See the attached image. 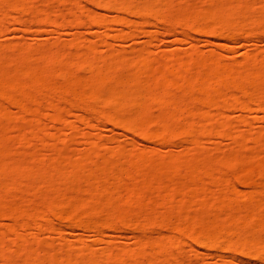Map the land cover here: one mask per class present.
Wrapping results in <instances>:
<instances>
[{
  "label": "bare ground",
  "instance_id": "6f19581e",
  "mask_svg": "<svg viewBox=\"0 0 264 264\" xmlns=\"http://www.w3.org/2000/svg\"><path fill=\"white\" fill-rule=\"evenodd\" d=\"M51 1L46 0L44 3H42V5L39 6L35 3V0H0L1 11L6 10L5 13L0 12V15H1L0 16V32L3 31L5 28H7L5 27L6 20L8 18L12 20V17H10L11 10L9 9L15 10V11L12 10L13 11L12 14L16 12L15 16L12 15L14 17L17 16V12H19L18 16L19 15L22 16L20 12L23 13V19L21 20L22 17L19 18L17 16L19 18L17 21L20 24V26L22 25L25 28L27 27V25H29L28 22L30 21L28 19L30 18L31 21L33 20V17H31L33 14H30L31 13L30 11L33 12V10L37 11L38 15L40 12H43L42 13L43 15H40L42 17L40 18L39 16V20L38 19L35 20L37 16L33 15V16H36L34 18L35 20L34 24L36 25L38 24V27H40V25H42L44 21L45 22L47 21V23L48 22L51 23L53 21L55 22V20L52 19L53 17L54 19H56L55 12H54L55 15L53 16L52 14L53 17L50 18L51 16L50 8L51 7L49 5ZM61 1L62 0H60V2ZM88 1L90 4L92 3L99 8L113 9L119 13L132 14L135 17L137 16L139 19L141 18L147 19L150 16L154 17V19L156 20V23L159 25L161 24L164 25V23H166V18L160 15L161 13L160 11H163V9L164 10L167 9V11L174 10L173 6L171 5L172 1L174 2V0H166V1L164 0L165 2L164 1L161 2V0H145L141 4L139 3L134 4L133 3L134 0H86V2ZM205 2L207 4H205ZM203 3L205 4L204 6H203ZM256 5L258 6L257 9H255ZM3 8L4 10H2ZM27 8L28 10H26ZM7 10H9L10 12H7ZM27 11L30 12L29 13L30 17L28 18L26 17L27 20H24V17H25L24 15L29 16L26 14L28 13ZM68 13H69L68 15L72 16L75 19L74 23L76 25H79L81 23L80 19H81L82 11L81 9H79L78 0L70 1V7L68 10ZM87 13H89L87 15L88 20L92 24L103 26V27L106 25V21L102 16L96 17L95 15H92L91 11ZM173 13L175 15L173 14L174 18H172L173 23L170 24L172 25L171 27H174V28L176 27V29L180 30L181 33L184 34V36L189 39H191L193 35L197 33L203 34L207 37L224 36L227 39H236L237 37L244 36V35L248 37V35H255L256 33L264 34V0H197V5H193L189 8L182 7V9L179 8L178 11L174 10ZM115 20L120 22L122 25H125L126 28L133 27L132 25L138 26L146 22L145 20H143L141 23L138 24V23H132L130 21L128 22L123 18H118ZM54 22L53 24L56 23ZM2 28L3 30H1ZM136 29H138V27H136ZM187 31H191L192 35H188ZM255 31H259V32L255 33ZM77 38H79L78 40L76 39L77 42L75 39H73L71 42L75 41L74 44H78L79 41L83 42V40H85L80 36H78ZM114 39L122 40L123 36L117 35L114 37ZM74 44L69 43L70 45L69 48L74 47ZM53 45H55V47L57 48L56 49L57 51H54L55 47L53 49L49 48L48 46L46 48L45 47L40 48L44 46V45H40L39 47L40 49H38L37 47L36 49L37 51H35V48L34 49L32 48L34 52H32V50L30 49L32 53L30 52V50H28L29 49L28 47L27 49L25 48L26 46H24L26 50L24 48H21L23 46H19L20 48L17 46L15 47L13 46L12 49L14 48L17 49V52L15 53H18V55L15 54L17 58H15L14 57L15 55H14L12 56V59L7 58L9 57L8 55L6 56V54L8 53L7 51H6L7 53L5 51L3 52V54L1 53L3 48L6 47L7 49H10L11 46L7 45L8 47L10 46V48H8L7 46L3 48L0 47V51H1L0 54L4 56V58L10 61H14V62L18 60V62H16L18 63L17 67L21 63L23 65L21 66V70L19 69L20 67H18L19 71L18 69L16 70L17 67L15 66L14 67L15 72L14 70L10 71V75H8V71H9L8 70L7 75H6L5 69L7 68V65L4 64V67L5 66L6 67L4 69H1L3 68L2 67L3 63H1L2 66H0V70L1 72L2 70L3 71L5 70V71L3 74L0 73L2 75L0 76V96H1L0 99H2L3 96H6L7 103L10 100L9 102H11V104L10 103L9 104L11 106H16L18 108L17 109L15 107L16 110L20 111L19 118L21 117L23 118V116H25L28 113L30 114L32 113L31 115L35 114V119H37V121L35 122L34 121L35 119L32 116L33 121L35 122L34 123L35 125L32 126L33 123H29L31 124V127H30V125H28L27 123L26 126L28 130L26 129V127H25V130H27L28 133L25 135H27V137H28V134L31 137L34 136L35 139L39 138L38 137L39 135L40 136L43 135L42 137H40L41 139H38L39 141L42 140V142L40 141L41 143H45L42 146L51 145V149L55 148L54 151L56 150L60 151V152L56 151L55 154L53 152V155L55 158L52 155L54 159L51 160L52 158H50L51 162L49 161V163L47 162V160L44 161L47 163H44L43 160L39 158L38 155H37L38 159L36 158L37 160L34 162L35 158L31 157L33 152H30L31 156H30V153L27 155L23 154V159H22V154H21L20 155L21 157L17 158L18 160H16L15 158L13 159V162H12V160L8 159L9 158L8 155H11V153L13 154L14 151H16V149L14 150L12 149L13 147H10L13 150V151L12 150L10 151V148H9L10 143H8L7 141L8 139L9 140L11 139L10 141H12V138H10L8 134L7 135L5 134L8 133L9 130L17 128L18 126L16 122H19V121H16V120H20V119L17 117L18 119L15 118V120L13 121V116L11 115L12 113H10V111L8 110H6V112L0 111L1 112L0 125L2 129L4 130L7 127L11 128L9 130L8 129L5 130L6 131L5 133L1 132L0 134V176H1L0 184L2 185V186L0 185L1 187L0 188V200H2L0 201V207H2L1 204L3 205L5 202H6L5 205H7L6 198L8 199L10 196H13V190H16L17 188L20 189L19 187H21V184L20 186L18 184L19 182L20 183L23 182V180L20 181V179L22 177L24 179V176H26L25 178L27 177L29 178L35 177L34 179L37 178L36 179L37 181L35 180V182H38L37 184L40 183L39 185H41L42 187L43 186H53V185L62 186L63 188H65L64 189L65 192L66 190L67 192L68 191L70 192L69 190L70 186L72 187L70 188L71 190L72 189L74 191L75 189L78 190L79 189L78 186L81 183H83L80 185V189H81V186L84 185V187L82 186L83 189L81 190L82 191L84 190L83 192L84 193L86 192V194L91 197V198L89 197V199L87 200H89L90 204L96 203L97 205H94V208H93V206L90 205L89 202L88 203L86 202L87 201L86 199L82 197L79 198L78 196L77 198L75 197L71 201L68 200L65 204L59 203L58 201H56V199L54 200L52 198L50 199V197L49 198L46 197L48 198V200L42 201L43 199H45V198H42L41 200L42 202H40L42 204L40 206L35 207L34 206L35 204L33 205L32 203H31L32 207L27 206L28 204H30V200H28L29 202L27 201L28 202L27 203L25 202V199H27L26 198L27 196H30V195L32 196L34 194L33 191H35L36 195L42 193L41 196H43L44 193L42 192L41 186L39 187V185H32L34 183L33 178L30 184L28 183L30 186H28L29 188H27V190L29 189V191L31 189L32 190L31 192L33 194L31 193L27 194L26 192L27 190L26 191L24 190L26 188L25 187L26 185L25 183H23L25 186L24 185L22 186L23 188L24 187L25 188L24 189L22 188L23 190L22 189L21 190L22 192L25 191L27 196L25 193L21 194V196L23 195L22 197L18 195V198H20L19 204H18V201H17V204L15 201H12V202L8 201L10 205L8 203L7 206L4 207L3 205V208H0V216H2L0 218L5 217L3 216L5 213L7 214V216L8 215L10 216V217L8 216L9 219L12 218L10 220L11 222H13L12 223L13 225L9 228L10 230L9 232L12 234L14 233V236H16L15 239H17L16 241L19 242L18 246L21 248L23 247L24 252L22 251V249L19 250V252L22 251L23 253V257L21 258L22 260L19 263L21 264H74L77 261L76 260L77 255L73 256L74 254H71L72 253V251L70 250L72 248L71 245L65 246L67 251L65 249L66 251L65 257L62 256L63 257L62 260L61 258L59 260V258H56V256L55 255L53 256V254L51 253L48 254V251L44 250V248H48V246H51L50 244L48 246L47 244L46 246L45 244H43L42 246L36 245L34 247L27 246V248L29 249L28 250L25 247L27 245L26 244L27 241H25V237H23V235H19L15 229L20 227V229L22 228L24 230L25 228H27L29 230L32 229L35 232H41L45 229H51V226H50L51 221L47 220L49 219V217L55 218V219L57 217L59 220H66V222H70L71 224H74V225L80 224L81 226L82 222L78 220L77 218V213H79V211L80 213L81 212L88 213L90 210H92V208L93 210L90 212L98 211L100 209H106L105 207H107L108 209L107 210L108 219L105 222L99 225L98 223L96 224L94 223L95 224L94 225L93 222L91 224L87 222V224L82 223V225L85 228L90 227L98 232L103 227L110 228V230L113 227L112 229H114V226L116 228V225H119V227L127 228L129 223L127 221L124 222L125 220H127V216L125 218V215H127L128 214L127 212L133 209L132 208V205L134 206L133 202H135V204L142 203L141 199L143 198L142 197L143 192H144L143 189H145L146 187H147L146 188L147 190L148 189L152 190L153 188H155V190L156 188L158 189V192L156 190V193L158 194L154 193V196L156 195V197L152 196L154 197V199L157 198V200L156 199L154 200L152 198L154 201H156L157 206L158 204H160L159 206H161L162 208L166 206L165 208H168L170 210V212H167L168 209H166L167 210L166 212L176 215L175 217L176 220L179 218L177 214L178 215L181 214V216H183L182 218L180 217L181 219L179 218V220H177V221H180V220H183V221L179 223L178 222L175 223L176 221L175 220L174 224H172L173 221L167 222L168 219H166L167 217L164 214L162 215L163 217L162 216L159 217L157 215L155 216L156 213L153 214L154 212L153 213L151 212L152 216L154 215L153 216L154 219L153 220L152 218L148 219L149 217H152L149 215L151 213H148L145 211L146 214L148 213V216L147 215L145 216L147 225L150 226V224H153L151 226H154L156 225V223H161V224L164 223L167 226L169 223L171 226H173V227L170 226L171 228L169 229L170 230L173 229L174 235H171V237L169 235H168L169 237L165 235L160 236L159 238L154 239V241L153 239H150L151 240L150 241L146 237H142V238H139L138 241H136L137 243L135 244V249L127 250L124 247H122L118 249L119 250V252L117 251L118 253L107 251L108 253L105 254L106 253L105 252L104 253L105 255L101 257L100 255L102 254H100L99 256L97 254H94V255L89 254L87 258L81 264H192L191 261L179 260L177 259V257H175V255H173L174 253L173 254L170 253L171 251L177 250L179 248L178 242L181 238L188 240L189 242L188 247L191 252H197L196 250L197 246H200L202 249L214 247V248H218L221 250H228L234 254H238V255L240 254L241 256L249 257L250 259H255V260H258L264 263V202H263L264 201V166L263 164L259 165L260 161L262 163L264 162L262 161L264 159L262 160L258 159L257 160L258 162L256 161L258 163L257 165L258 167H256L257 169H255L254 167L257 163L256 164L254 163V167H253L251 163H253L254 161L250 159L252 161L251 162L249 158L243 157L242 154L239 153L238 149L241 148L240 146L242 145L243 148L245 147V145L243 144L244 138L241 134L240 135L242 136V138L241 136L239 137V135L237 134L239 132L235 133L234 126H236L235 124L238 122L240 126L246 129L249 127V123L247 122L246 117L243 115L236 117V122H235L234 121L235 119H230L225 114L227 110H231V109L237 110L245 114H249L257 110L263 111L264 113V96H263L264 95V59L257 61L258 58L253 56V57L247 58L246 62L242 64H239L237 66H228V65L221 64L217 55L209 54L204 57L198 56L197 51L194 49L184 55H180L179 53L176 54V52L172 50V52L174 53H170L171 52L170 51L168 55L166 54L165 56L162 57L163 58L161 59L162 61L161 60L158 61V59L155 60L156 58L154 57L155 58L154 59L152 54L149 53L148 51L138 49L135 51V55H133V58H134L133 63L130 64L129 62L121 59L119 55H117L114 51H109L107 52L108 54L106 55L103 54V56L98 55L95 52L96 44L90 41H87V40L84 41V44L82 43L81 45L82 47L81 46L74 47L73 51L68 52V54H66V56L68 55L67 58H65L64 56L65 54L64 55L62 54L63 51L58 49V47H61L59 44L56 43V44H52V46ZM18 49L19 50L22 49V51H20L22 53L18 52L19 51ZM29 52L32 55L35 54L33 56H37V54L39 55V57L41 56L40 58H42L44 62L43 63L41 62L42 64L40 67L45 66V68L44 67H42L43 69L39 68L38 70L40 71L38 72L36 70H35L36 72L32 71L31 69L29 70V66L27 67V65H25L26 60H28L31 56ZM19 53L23 56H21ZM1 55H0V59H2ZM18 57L22 60L21 63H19L20 59ZM173 57L177 58L178 60L177 63L169 62V60L172 59ZM62 58H64V61L62 60ZM98 61H101L102 64L98 65ZM63 62H65L64 69H62ZM24 65L28 69L23 68L25 67ZM55 66H61L60 69L63 70V71L61 70V72H63V75L66 76V79L67 77L73 78V76L75 75L74 74L75 71L77 74V72L79 71V70L77 71V69L79 68L80 70H82L83 68L84 70L86 69L85 72H87L88 70L89 72L87 74L88 76L91 75L92 78L89 77L90 78L89 79L87 77L86 79L83 78V80L80 81L81 78H76V76H74V78L77 79L76 80L77 84H75V86L77 85L79 89L76 91L75 90L76 88H75L74 89L75 91L72 92L73 87L75 86H72L71 84L72 83L74 84V82L69 81L70 83L68 84L71 86L69 87L67 85L69 89L71 88L69 92L67 90L68 88L62 89L61 87H59L58 84H57L58 87L56 83L54 84V82L56 81L58 83V80L55 79V77L54 79L56 81L55 80L52 81L53 76L51 77L52 79H49L51 82L46 79L47 77H49L47 75L50 73V70L53 69L56 72ZM131 66L133 67V70ZM151 66L153 67L156 66V68L154 67L155 68L154 69L152 67L153 70H149V69H152ZM14 68H11V69H14ZM7 69H10V68H7ZM43 70L44 72L42 73L46 74V76L42 77V76L35 75V73L38 74L39 72ZM11 72L14 73V75ZM146 72L147 73L149 72V73L147 74ZM187 72H193V73L190 76H187ZM51 73H53V71H51ZM56 73L55 74L53 73V74L56 75ZM67 82L68 81H66V84ZM67 86L63 85V87H67ZM175 89H178V91L181 93L179 94L178 91ZM233 91H236L235 93L238 92V94H241V96L243 97L248 96L251 101L249 100V102L248 101L246 102L244 99L241 100L240 98L233 95L235 94V93H232ZM176 92L178 95L175 94ZM229 92H230V95H229ZM61 100H63L66 104L69 103L67 107L65 103L61 102ZM61 103H63L62 105H65L66 110L69 107L71 108L80 107L85 113V115L87 114L91 115L93 119L95 118L94 120H96L97 118L96 121L99 120L98 118H101L104 121L108 122L109 124L121 128L127 133L129 132L132 134L133 133L137 134L140 136V138L144 139L145 141H150L155 144L169 143V142H172L176 138L178 139L180 138L181 140V138L183 137L182 139H187V140L186 141L182 140L183 141L182 143L188 144L193 153L197 152L198 148H200L201 142L205 140L206 138H208L211 132L215 131L218 134H220L221 137H227V138L229 137V139L232 141V144L234 143L233 145L235 146V148L237 146V148L234 149V152L237 155L239 153L238 155L239 157L235 155V153L232 154L233 152L232 150L230 154L223 156L220 159L218 158L220 163L217 162V158H216V161L211 159L212 162H209L211 160H209L210 158L207 155L205 156H207L208 159L205 156H203L201 158L200 157L198 158L195 157V159L191 158V161L182 157L183 155H179V156H176V158H180V159L177 160L176 158L174 159L173 157L174 161L173 160L169 161L168 159H172L171 156L170 158L167 157V160H166V157H164L165 159L162 157L164 159L163 160L160 157L161 155L157 154V150L155 149H151V151L149 150L147 152H141L138 150H130L128 152L132 154L131 155L132 158L129 159L130 160L128 161L129 164L127 163L128 167L126 165L122 167V170L120 168L118 170V168H116L115 165L113 164V166L117 169V171L116 169H114L115 173L114 175H112L113 178H111V173H107V171L110 170V168H113V166L111 167V163L113 162L109 161L111 162L109 163L107 160H105L104 154L102 155V160L100 161V162H103L101 164L100 162H95V165H94V162L90 160L91 156L93 157L94 155L95 156L101 155L100 151L98 152V147L96 143H92L91 148L89 147L88 149L89 151L88 152L86 151L87 153H85L84 151L83 153H79L80 156L79 154H77L79 158L77 159L72 158L73 159L72 160L71 157H68L69 159L67 158L66 160V158L64 157L67 156L68 154L66 155L65 151H61L60 149L58 150L56 149L57 147L53 146V143L58 140V135L60 136V134L62 133L60 132V130L62 129L59 128L60 133L58 132L59 133L58 135H57L58 129H54V131L56 130L55 131L56 134L51 133L52 134L51 136H49L50 134L48 135L49 136L48 138L52 137L50 139H52L53 142H50L47 139V136H45V134H41V128H42L41 126H43L44 123L40 124L38 120L42 118L43 116H45L46 113H44L43 111H47V108H49L48 110H50L51 108V110L54 111V113H52L51 115L52 116L51 118H53V121L55 120V122L56 121L60 123L62 122V124L64 122L66 126H64V124L63 125L61 124V125L66 127L70 131V134L73 136L74 126L68 121L66 117L65 118L67 120L64 118V115L65 116H68V115H66L67 111L65 110L64 106L63 107L61 106ZM44 108H46V110ZM4 111H5V108H4ZM154 111H156L157 113L156 112L154 113ZM41 112H43L44 114H42ZM6 113L7 114L10 113V114L7 115ZM40 113L42 114V115H39L40 117L36 116V114H40ZM4 114L6 116H4ZM17 114L16 116H19ZM67 114H70V112H68ZM13 123H15L16 125L13 126ZM20 128L22 129V127ZM39 128L40 130H38ZM18 129L17 131H19ZM25 130L23 128V130H21L22 133H20L19 131L18 132L19 134L17 136H19L20 134H23V131L25 132ZM3 134L5 136H8L9 138L5 139ZM53 134L55 136H53ZM25 135H21V138L19 137L16 138L17 136L14 137L13 138L14 141L16 139H19L20 141L19 142L18 140H16L14 143L16 144L22 143V141H24L22 139L27 138ZM31 137H28V138H31ZM54 139L55 140L57 139V140L55 141ZM263 139H264L263 132H258L253 137V141L256 140L257 142L260 143V144L258 143L259 146L262 144L264 145ZM47 141H48V144H47ZM14 143L11 142V144L13 145ZM55 145L57 146V142L55 143ZM184 146H187V145H184ZM187 147H183L184 150L185 148L187 149ZM14 148H15V145H14ZM123 149L119 150L118 148L116 153L121 154L122 151L125 152V149L124 150ZM237 150H238V153H237ZM9 151H10V154H8ZM108 152L109 154H114V156L117 155L114 151L112 152V150L111 151L109 150ZM6 153L8 155H6ZM256 153L258 152L254 151L253 154L256 156L253 159H257L258 156ZM124 154H127V151ZM147 154L148 156L151 154L158 155L159 158L156 156L157 158H154V161H153L151 158L146 156ZM25 155L26 156L29 155L31 159L34 158L32 164L31 162L28 161L27 157L26 158L24 157ZM34 155L35 154H33V156ZM122 155L123 154H121L120 156ZM6 156L8 157L7 159H6ZM37 156L35 155V157ZM224 157H227V158H224ZM240 157L242 158V160L244 158L245 161L248 159V161L250 162L249 163L250 167H247L248 161H246L247 164H243L245 163L244 160L243 161L241 160V162H238V160L240 161ZM24 158H25V161H24ZM182 158L184 159V162ZM193 159L194 161H192ZM6 160L9 161L8 163H12V164L15 163L16 161L18 162L16 163V165L11 164L10 166V164L8 165ZM176 160L177 161L181 160V161H179L180 163L178 162L176 165V162H177ZM90 161L92 164L90 163ZM185 161L187 162V165ZM235 162L238 164L242 163V165L240 164L241 166L245 165L243 167L244 170L249 168L247 169L248 171L242 170V172L243 171L245 172V173L243 172L245 175L247 173L249 176V174L254 172V170L258 172L257 176L260 179L258 180V178L256 177V181H257L256 184L251 183V181L253 180L251 177L254 176V174H252V176H249V177L245 176L244 174H243L244 175L243 177L238 175L237 178L240 177L242 179L245 177L246 179L247 177L248 178L247 180L243 179L242 181L241 179H239L240 181L238 180V183H240L241 185V183L243 182L242 186L250 187L251 189L254 188V192L258 188L259 191L255 193H259L260 195H262L263 197L262 202L261 201L256 202V199L251 198V199H248L247 201L246 200L242 201L243 203H241V201L237 199V197L234 196L238 194V190L236 187L237 185V178H236L237 175L236 174L239 172L238 171L239 169H237L238 167H235V166H238ZM87 163H90L91 166H89L90 164L87 165ZM97 163L98 165H96ZM181 163H185L186 166H183ZM214 163L215 164L217 163L218 165H215ZM226 163H228V165H231V164L234 165L235 163L236 165H234V167L231 165V169H228L227 168L228 166ZM178 164L182 165L184 168H187V174H185L186 171L184 170L185 171L184 174L179 175L178 170L181 168V166ZM223 164H225L226 166L224 167ZM240 165H239V168L241 167ZM9 166L13 168L10 170H14V171L17 170V174H15L16 177L15 175L11 177V180H12L10 181L11 184L8 182L9 178L7 176L9 171H6V170H9ZM14 166L16 167V169H14L15 168ZM92 166L95 167L94 169H96V171L91 168ZM171 166L176 171L172 169ZM84 167L87 169L90 168L91 171L90 169L89 171L93 173L98 171V175L95 176L97 173L93 175V173L91 174L87 172L85 169H83ZM175 167H177V169ZM223 167L227 169L225 170ZM233 168L237 170L235 171ZM83 170H85L86 172ZM227 170H229L230 172L233 170L231 173L233 177L232 176L231 177L236 178L235 183H233L234 181L230 180L232 178L230 177V172L228 173L229 175L227 174L226 172ZM110 171H112V169ZM160 171H161V174H163L164 176V177L159 176L161 179L158 177V175H160ZM256 172H254L255 175H256ZM177 173L179 176L177 175ZM3 175L4 177H2ZM109 175L111 178L109 182L111 183L109 184L107 182L108 185L107 183L105 184L106 189L110 187L111 184H113V186L111 185L112 189H109V188L107 189V193L109 194L108 198H110V193L111 194L113 193V191L112 192H109V191L113 190L114 183L116 184V181H118L120 177L121 179H122V176L123 178L126 177L127 179H129L128 177H130L131 178L130 180L135 181L133 182V184L135 185L132 184V186H134L133 188L128 186L130 189L128 188L125 189L126 187H124L126 191L128 190V194L127 192H125L123 188L119 186L122 191L124 190L125 193L123 192V195L125 194V197L128 199L124 197L122 204L120 205L117 204L119 206V207L117 206L118 209L117 207H115L116 206L115 204L113 205V207L109 206V204L111 203L110 201L111 198L109 200H106L108 199L106 197L104 198V195H106V193L104 192L102 193L101 192L102 189L100 190V188H98L105 180L106 181L109 180L108 179ZM185 176L187 178V181L190 179L188 183L193 181V184L190 183L189 185L188 183L186 184L183 183V179L186 182ZM203 176L205 180L210 179L211 182H209L210 180L205 181L204 179L203 181L205 182H203L202 181ZM226 176L230 177V179ZM79 177L80 179H82L81 183L79 182L80 179L78 181ZM155 177H158V178L155 179ZM180 177L183 179H181ZM6 178H8V180H5ZM12 178H16V179H12ZM235 178L233 180H235ZM112 179H114L115 181L114 183L113 181H111ZM195 180H196V183H195ZM70 181L73 183H71ZM74 181H76V183L79 182L80 184L78 183L79 185L76 184L75 186ZM83 181L85 182V184ZM68 182L71 184H69ZM252 182H254V180ZM209 184L211 185V187L213 185V187L216 188L217 193L215 194L217 196H213L211 194L215 192L216 190L215 188H211ZM10 185L12 186V189L15 187V189L10 190L12 191V194L9 191V188L11 189ZM72 185H74L75 188ZM193 185L194 186L196 185V186L194 187ZM117 187H116V190L114 188V191L116 193L117 191H119ZM211 189H214V191L213 190L211 191ZM79 190H78V193L81 192V190L80 191ZM7 191L9 192L10 195L7 194ZM19 192L22 193L21 191ZM168 193L170 194V196H173L174 199H176L175 197L177 196L178 200L173 199L172 201L171 200L168 201L169 200V199L167 200V198H169ZM171 193H173V195ZM6 194L8 195L7 197H5ZM3 195L5 199H1L3 198L2 197ZM179 195H181L180 198L182 197V199H179L178 197ZM97 196L100 197V199L103 196L102 197L103 199L100 200ZM23 197L25 198L22 199ZM213 198L216 199V201L218 200V202L213 200V202H215L217 205L215 203L213 205V202H212ZM90 200L91 201L94 200V201L91 202ZM95 200H97L98 203L95 202ZM252 200H254V202ZM22 201L26 203V206H25V203H24V207L20 204V203H23ZM106 201H110L108 202L109 203L108 205L103 204V202H106ZM175 201L177 202L181 201V202L177 203ZM169 202L172 204L176 203L178 206L176 204H175L176 206L175 205L174 206L176 207V209H179L180 211L177 212V210L172 209L173 205L170 204ZM246 202L248 203L245 204ZM40 203H37V204H40ZM219 203H220V206H219ZM153 204H155V202H153ZM161 204H163V206ZM166 204L169 206H167ZM192 204L193 205L196 204L198 207H196L195 209L194 206L196 205L193 206ZM95 206H96V209L97 207L99 209L95 210ZM189 206L190 207L193 206L194 209L191 208V210L193 209L194 211L199 209L198 211H196L197 214H194L196 212L192 213V211L189 210L190 209ZM26 207H29V208L31 207V208L30 210L29 208L27 210L25 209ZM210 207L212 208V211H211L213 212L212 214L215 213L214 214L215 216L210 214V210H211ZM216 207L217 209L218 208L220 209L218 210L219 213L213 211V209ZM136 209L138 210H135V209L134 210L135 212L137 211L136 212L137 215L135 214L137 218L138 216L141 217L142 215L145 214L144 211H143L144 214H142L143 212H142L141 207L137 208L136 206ZM182 209L183 211H181ZM221 209L223 210L222 214H220ZM173 210L177 212V214L174 213ZM224 210L226 211L225 213H224ZM47 211L49 212V214L53 215V217H51L50 215L49 217H47L48 215L45 216ZM189 211L191 212L192 216L189 215ZM132 212L134 211L132 210ZM227 212L229 215L227 214ZM185 213H188L187 214L188 217ZM218 214L224 217L228 215L227 217L228 221L226 222L224 219H223L224 221L222 219L219 220V218H217V216L219 217ZM159 218L160 219L163 218L164 222L162 220H160L161 222H159V220H157ZM165 220H166V223H165ZM196 225H199L197 228V231H195ZM248 225H249V228H248ZM192 227L194 228V230ZM1 231H3V229L1 230L0 228V234L2 237V234L4 231L2 233ZM261 233L263 234V236L261 235ZM1 237H0L1 239L0 246H2L3 244L2 242L3 237L2 238ZM0 248L2 249V247ZM24 248L26 249V251H29V252L25 253ZM51 249L49 248V250ZM141 251H143V253H140ZM40 252L44 253L46 256L45 255L41 256ZM4 253L5 252H2L0 254V258L3 257L5 260L3 261L4 264H18L17 259H13L10 256L9 258H7L8 255L6 256V253L5 254ZM23 258L25 260H23ZM18 259L20 260V258ZM225 264H232V262L229 261L228 263L226 262Z\"/></svg>",
  "mask_w": 264,
  "mask_h": 264
},
{
  "label": "rangeland",
  "instance_id": "374dc122",
  "mask_svg": "<svg viewBox=\"0 0 264 264\" xmlns=\"http://www.w3.org/2000/svg\"><path fill=\"white\" fill-rule=\"evenodd\" d=\"M43 1L44 0H35V3L40 6L46 0L44 2ZM70 1L71 0H62L61 2H60V0H56V1L53 0V1H51L50 5H49L51 7L50 8L51 9V13H50L51 16H50V18H52L56 14L55 15L56 19H54V17L52 18L53 20H55L56 23L54 21L53 22L55 24H53V22H51V23L48 22L47 23V21L46 22L44 21V23L42 25H40V27H38V24L37 25L34 24V21L37 20V19L39 20V16L40 15H43L42 14L43 12H40L39 15H38L37 11H35V10H33V12L30 11L31 13L27 11L28 13H26V14L29 15V16L24 15L25 16L24 17V20H27L26 17L27 18L30 17V14L36 15L38 18L36 16H33L32 15L31 17H33V20L31 21L30 18L28 19L31 23L28 22L29 25H27L26 28L21 25L22 27H24V28H22L20 26V24L18 23L17 20L19 18H21V17H22L21 20L23 19V13L20 12V14H22V16H20V15L18 16V13L19 12H17V16L19 18L17 16L14 17L16 15V12L14 14H12V13L15 10L9 9V10H11V14L10 13L9 14H10V17H12V20H10L8 18L7 19L8 21L6 20V26H5L7 28L3 27L5 29L4 30H3V28L1 29L3 31L0 32V47L3 48L5 46H7V45H10L11 48H10V46L9 47L7 46L10 49H7L5 47L6 49L3 48L2 49V52L1 51L0 52L3 54L4 51L5 52L7 51L8 53L7 52H6L7 54L5 53L6 56L7 55L9 56L7 58L12 59V56H14L15 54L18 55V53H15V52H17V49L14 48L15 51H14V49H12L13 46L14 47L15 46H17V47L23 46L21 48H24V46H26L25 47L26 49L28 47L29 48L28 50L31 49L32 52H34L33 49L35 48V51H37L36 50L37 47H38V49H40V48H44V47L46 48L48 46L49 48H52L53 49L55 47V45L52 46V44H56L57 43V44H59L61 46V47H58V49L61 50V51H63L62 54L63 55L65 54L64 56H65V58H67L68 55L66 56V54H68V52L73 51L74 50V47H80L82 45V43L84 44V41L87 40V41H90V42L96 44L95 45V52L98 55H102L103 56V54H105V55L108 54L107 52H109V51H114L117 55H119V57L121 59L129 62L130 64L133 63V59H134L133 58V55H135V51L138 50V49L148 51L149 53L152 54L153 58L155 57L156 59L155 58L154 59L155 60L158 59V61L161 60V59H163L162 57L165 56L166 54L168 55V53L170 51H171L170 53L176 52V54L179 53L180 55H184V54H187V53H189V51L194 50V49L197 51V55L198 56L204 57V56L209 55V54H211V55H213V54L214 55H217L218 58H219L220 63L223 64V65H228V66H237L239 64H242V63L246 62L247 58L253 57V56L258 58L257 61H259L261 59H264V34L263 33H261V34L260 33L259 34L256 33V32H259V31H255V33H256L255 35H248V37L244 35V36L237 37L236 39H227L224 36L207 37V36H205L203 34H200V33H197V34L193 35V37L191 39H189V38L185 37L184 34H182L180 30L176 29V27L175 28L174 27H171L172 25H170V24L173 23L172 22V18H174L173 16L175 15L173 13L174 10H177L178 11V9L179 8L182 9V7L183 8H185V7L186 8H189V7L193 6V5H197V0H174V2L172 1L171 5L173 6V9L174 10L167 11V9L166 10L163 9V11H160L161 12L160 15L162 17L164 16L166 18V23H164V25L157 24L156 23V20L154 19V17H151V16L148 17L147 19H145V18L139 19L137 16L135 17L132 14L119 13V12H116L115 10H113V9H103V8H99V7H97L96 5H94L92 3L90 4L89 1L86 2V0H78V2H79V9H81L82 14H81V19H80V22L81 23L79 25H76L74 23L75 19L72 16L68 15L69 14L68 13V10H69V7H70ZM144 1L145 0H134L133 3L134 4H137V3L141 4ZM162 1H164V0H161V2ZM205 4H207V3L205 2ZM205 4L203 3V6ZM255 7H256L255 9H257L258 6L256 5ZM170 9H171V7H170ZM2 10H4V8ZM9 10H7V12H10ZM26 10H28V8ZM5 11L6 10L1 11V8H0V12L5 13ZM90 11L92 12V15H95L96 17L97 16H99V17L102 16L105 19V21H106V25L103 27V26H98V25L92 24L88 20V16H87L89 14L87 12H90ZM54 12H55V14H54ZM52 14H53V16H52ZM12 15H14V16H12ZM35 17H36V19L34 20ZM41 17L42 16H40V18ZM118 18H123V19H125L128 22L130 21L132 23H138V24L141 23L143 20H145L146 22L145 23H142V24H140L138 26L132 25L133 27L126 28L125 25H122L120 22H118L117 20H115V19H118ZM8 22H9V24H8ZM136 27H138V29H136ZM187 34L188 35H192L191 34V31H187ZM117 35H122L123 36V39L122 40H116V39H114V37L117 36ZM76 36L77 37L80 36V37H82L85 40H83V42H80L79 41L80 43L78 42V44H74L75 41H73V42H71V41L73 39H75V40L77 39L78 40L79 38H77ZM77 40H76V42H77ZM69 43L74 44V47H70L71 48L70 49L69 48V46H70ZM40 45H44V46L40 47ZM50 46H52V47H50ZM56 49L57 48L55 47L54 48V51H57ZM31 50H30V52H31ZM172 50H174V52H172ZM20 51H22V49H20L18 52H20ZM20 53H22V52H20ZM31 53H30V55L32 57L30 56V58L28 60H26V63L23 62V63H25V65H27V67L29 66V70L30 69L32 71H35L36 70L38 72V71H40V70H38L39 68H41V69H43L42 67L45 68V66L40 67L41 64L44 62V60H42V58H40L41 56L39 57L38 54H37V56H33L35 54L32 55ZM35 53H37V52H35ZM20 55H19V57H20ZM21 56H23V55H21ZM14 57L17 58L16 55ZM1 58L2 59H0V66H2L1 63H3V66H2L3 68H1V69H4L6 67V66L4 67V64L7 65V68H10V69L11 68H14L15 66L17 67V64L18 63H16V62H18V60L15 59L16 61L14 62V61H10V60L4 58V56H2ZM62 60L64 61V58H62ZM21 61L22 60L20 59L19 60V63H21ZM169 62L170 63H177L178 60H177V58H174L173 57L172 59L169 60ZM64 63L65 62H63L62 69H64V67H65V64ZM99 64H102V62L101 61H98V65ZM153 64H155V63H153ZM153 64H151V65H153ZM21 66H23L22 63L18 66V67H20L19 68L20 70H21ZM156 66H154V67L156 68ZM18 67L16 68V70L18 69ZM52 67H54V66H52ZM152 67L153 66H151V68ZM7 68L5 69L6 70V72H5L6 75H7V71L8 70H9L8 71V75H10V71H13L14 70V72H15V68L14 69H11V70L10 69H7ZM23 68H26V66L23 67ZM60 68H61V66H55V70H56L57 73L51 68L52 70H50V73H49L50 75L49 74L47 75L50 78L47 77L46 79L47 80L52 79L51 77L53 76L52 81H54L55 79L58 80V83L55 80L56 82H54V84L55 83H56V85L58 84L59 87H61L62 89L63 88H65V89L68 88L67 90L69 92L71 90V88L69 89V87H71L68 84V83H70L69 81H73L74 84L71 82L72 83L71 85L72 86H75V84H77V81H76L77 79L76 78H81L80 81H82L83 78H85V79L87 77L88 78L89 77L92 78L91 75L88 76V74H87L89 72L88 70H87V72H85L86 69L84 70V68H83L82 70H80V68H79V69H77V71L79 70L77 72V74H76V71L74 73L75 74L74 76H76V78H74V76H73V78H70V77L68 78L67 77V79H69V80H67L66 79V76H64L63 75V72H61L62 69H60ZM131 68L133 70V67L132 66H131ZM153 68L152 69H149V70H153ZM19 69H18V71H19ZM26 69H28V68H26ZM4 71L2 70V72H1V70H0V73L3 74ZM51 71H53L54 74L56 73V75H54L53 73H51ZM42 72H44V70L41 71V72H39L38 74L35 73V75L42 76V77L46 76V74H44ZM59 72H60V74H59ZM192 73L193 72H187V76H190ZM1 74H0V76H2ZM12 74L14 75V73H12ZM51 74H53V75H51ZM58 74H59L60 77L58 76ZM6 75H4V76H6ZM61 75H62V77L63 76L64 77L62 78ZM54 77H55V79H54ZM64 79H66V80H64ZM66 81H68L67 84H66ZM58 85H57V87H58ZM63 85L64 86H67L68 85L69 87L68 86L67 87H63ZM74 89L77 91L79 89V87L77 85L75 87H73V91L72 92L75 91ZM175 90L178 91V89H175ZM235 92L236 91H233L232 93H235ZM178 93L180 94L181 92L178 91ZM175 94L178 95L177 92ZM229 95H230V92H229ZM233 95H235L236 97L240 98L241 100L244 99L246 102L247 101L249 102V100H250L248 96L243 97V96H241V94H238V92L235 93V94H233ZM3 97H5V98H3ZM3 97H2V99H0V108L3 107V108H1L0 111L1 112L2 111L3 112H6V110L10 111V113H12L11 115L13 116V121H14L15 118H17V117L19 118L20 117V111L19 110H16V108H17L16 106H11L10 105L11 104V102H9L10 100L7 103L6 96H3ZM7 97H9V96H7ZM0 98H1V96H0ZM61 102L65 103L63 100H61ZM63 103H61V106L62 107L64 106V108H65V105L67 107V105L69 104V103H67V104L65 103V105H62ZM4 108H5V111H4ZM44 109L46 110V108H44ZM48 109L49 108H47V111H43L44 113H46L45 116H43L42 118H40L41 119V120L39 119L40 121L38 120V122H40V124H43L44 123L43 126H41L42 127L41 128V134H45V136H47V139L50 142H53V140L50 139L52 137H50V138H48V137L52 135L51 133H55L56 130L54 131V129H58L57 135L60 132H62L60 134V136L58 135V140L56 139L57 141L54 139L57 142V146L55 145L56 142L53 143V146L54 147H57L56 149H58V150L60 149L61 151H65L66 152V155L68 154L67 156L64 155L65 156L64 158H66V160H67L68 157H71V159L72 158L73 159H75V158L77 159V158H79L77 156V154L83 153L84 151H85V153H87L89 151L88 150L89 147L91 148L92 143H96L97 144L98 152L100 151V153H101V155H96V156L94 155L93 157L92 156L90 157V160H92V162H94V165H95V162H100L102 160V155L104 154L105 160H107L108 162L109 161L113 162V163L109 162V163H111V167L114 164L115 167L118 168V170H119V168L122 170V167H124L126 165L128 167V164H129L128 161H130L129 159L132 158V156H131L132 154H130L128 152L130 150H138V151H141V152H147L149 150L151 151V149H155V150H157V154L161 155L160 156L161 159H163L164 157H166V160H167V157L170 158V156H171L172 159H168L169 161H172L173 160V157L175 159L176 156H179V155H183L182 157H184V158H186V159H188L190 161H191V158H194V159H195V157H197V158L200 157L201 158V157L207 155L210 158L209 160L213 159V160L216 161V158H217V162L220 163L219 160H218V158L220 159L221 157L230 154V152L232 150H233L232 154H234L235 153L234 152V149L237 148V146L235 148V146L233 145L234 143L232 144V141L229 139V137L228 138L227 137H221L220 134H218L215 131L214 132H211L210 135L208 136V138H206L205 140H203L201 142L200 148H198V151L195 152V153L192 152V150L190 149V147H189L188 144L182 143L184 140L185 141L187 140V139H182L183 137L181 138V140H180V138L179 139L176 138L172 142H169V143L155 144V143L150 142V141H145L144 139L140 138V136L137 135V134H134V133L132 134V133H129V132L127 133L124 130H122L121 128H119L117 126H113V125L109 124L108 122L104 121L101 118H98L99 120L96 121L97 118H96V120H94L95 118L93 119V117L91 115H88V114H87L88 116L85 115V113L83 112V110L80 107H74V108L69 107V108H67V110L65 108V110L67 111V113L70 112V114H67L66 113V115H68L69 117L64 115V118L66 117L68 119V121L74 126V134L72 136L70 134V131L66 127H64V126H66L64 124V122H63L64 126H62L63 125L62 122L60 123L58 121L55 122V120L53 121V118H51L52 117L51 115H52V113H54V111L51 110V108H50V110H48ZM17 111H19V112H17ZM1 112H0V114H1ZM43 112H41V113L44 114ZM155 112L156 111H154V113ZM17 113H19V114H17ZM41 113L40 114H36V116L40 117L39 115H42ZM9 114H7V115H9ZM16 114L19 115V116H16ZM31 114L30 113H28L26 115L24 114L25 116H23V118L21 117V118H19L20 120H16V121H19V122H16L18 127L17 128L14 127L15 129H11V128L7 127V128H5L3 130L2 127H1V125H0V134H1V132L5 133L6 132L5 130H7V129L8 130L11 129L5 135L8 134V136L10 138H12V141H10L11 139L10 140L8 139L9 138L8 136H5L4 134L3 135H4L5 139H8L7 142L10 143L9 144V148L10 147H13L12 149H14V150L16 149V151H14L13 154L11 153V155H8V154H10V151L12 150L10 148L9 153L8 154L6 153V155H8L9 158L6 156V159L8 158L9 160H12V162H13V159L16 158V160H18L17 158L18 157H21L20 156L21 154H22V159H23V154H26L27 155L30 152H33V154H35L36 156L38 155L39 158H41L43 160V162L47 160V162L49 163L50 158H52L51 160H53L55 158L54 155H53V152L55 154V152L57 150L54 151L55 148L54 149L53 148L51 149V145L42 146L45 143H41L42 140H40L41 141L40 142L38 139H41L40 137H42L43 135H41V136L39 135L38 136L39 138H37V139H35L34 136L31 137L29 134H28V137H31V138H28L27 135H25V134L28 133L27 132L28 129H27V126H26L27 123L31 127V124H29V123H33L32 124V126H33V125H35L34 123L37 121V119H35V114H33V115H31ZM225 114L230 119H235L234 120L235 122H236V117H239L240 115H243V116L246 117V120L249 123V127L246 128V129H244L237 122L238 124L237 123L235 124L236 126H234L235 127L234 128V131H235V133L236 132H239V133H237L239 135V137L242 135L243 138H244L243 139V144L245 145V147L243 148V146L241 145L240 146L241 148L238 149L239 150V153L242 154L243 157L249 158V160L250 159L253 160L254 162L251 163V164L254 167V163L256 164L258 162L257 161L258 159L259 160L260 159L261 160L264 159V145L262 144V145L259 146V144H260L259 142H257L256 140L253 141V137H254V135H256V133H258V132H263L264 133V113H263V111L257 110L255 112H252V113H249V114H245V113H241V112H239L237 110H232L231 109V110H227L225 112ZM4 116H6V115L4 114ZM32 116L34 117V119H35L34 121L35 122L33 121V117ZM9 120H10V118H9ZM13 121H11V122H13ZM31 121H33V122H31ZM10 125H11V123H10ZM15 125L16 124L13 123V126H15ZM20 127H22V129ZM25 127H26L27 130H25ZM18 128H20L21 130H23V128H24L25 132L23 131V134H20L19 136H17L19 134L18 133L19 131H20V133H22L21 130L18 129ZM59 128H61L62 130H60ZM17 129L19 131H17ZM38 130H40V128ZM59 130H60V132H59ZM21 135H25L27 137V138H25L26 140L23 138L22 140H24V141L21 140L22 143H19L20 142L19 139H16V140L19 141V142H17L19 144L14 143L16 140L14 141L13 138L16 137V136H17L16 138H18V137L21 138ZM57 135H56V137H57ZM53 136H55V135L53 134ZM242 136H241V138H242ZM11 142L14 143L15 148H14V145L11 144ZM47 144H48V141H47ZM50 144H52V143H50ZM184 145H187L188 147L187 146H184ZM183 147H187V149L185 148V150H184ZM118 148H119V150H121V149L124 148L125 149V152L127 151V154H124L125 152L122 151L121 154H123V155L120 156L121 154L116 153V151L118 150ZM109 150L110 151L112 150V152L114 151L117 155L118 154L119 155L118 156L117 155L114 156V154H109V152H108ZM238 150H237V153H238ZM254 151H257L258 152V153H256L257 156H258L257 159H253L256 156V155L253 154ZM57 152H60V151H57ZM118 152H120V151H118ZM239 153H238V155H239ZM33 154L31 156V153H30V156L31 157H34L35 160H34V158L31 159V157L29 155L28 156H26V155L24 156L25 158L26 157L28 158V161L31 162V164L33 163V160L35 162L38 159V156L35 157V155L33 156ZM52 155H53L54 158L52 157ZM112 155H113V157H112ZM235 155H237V154L235 153ZM79 156H80V154H79ZM146 156H148V154ZM156 156L158 157V155H152L151 154L148 157L151 158L154 161V158H157ZM207 156H205V157L207 158ZM227 157H224V158H227ZM25 158H24V161H25ZM176 159L178 160L180 158H176ZM194 159L192 161H194ZM30 160H32V161H30ZM155 160H157V159H155ZM182 160L184 162V159L183 158H182ZM198 160H200V159H198ZM241 160H242V158L240 157V161L238 160V162H241ZM243 160L245 161L244 158H243ZM6 161H7V163L9 162L8 160H6ZM39 161H41V160H39ZM179 161H181V160H179ZM179 161L176 162V165H177V163ZM246 161H248V159ZM246 161L243 164H247ZM262 161H264V160H262ZM14 162H15V160H14ZM17 162L18 161H16L13 164L16 165ZM29 162H27V163H29ZM47 162H44V163H47ZM209 162H212V160L209 161ZM90 163H91V161H90ZM90 163H87V165H89ZM101 163H103V162H100V164ZM235 163H234V165H236V164L238 165V166H235V167H238L237 169H239L238 170L239 172L236 174L237 175L236 178L238 177V175L241 176V177H243L245 175L244 174L245 173L244 171H248L247 169H249V168H247V169L244 170L243 167L245 165L241 166L242 163H240L241 165L238 164V163H236V164ZM249 163L250 162L248 161V166L247 167H250L249 166ZM9 164L11 166L12 163H8V165ZM91 164L89 166H91ZM181 164L183 166H186L187 165V162H186V165H185V163H181ZM226 164L228 166L227 168L228 169H231V165L232 164L231 165H228V163H226ZM261 164H263V166H264V162L262 163L260 161V164L259 165H261ZM96 165H98V163ZM178 165H180V164H178ZM182 165H180L181 166V168L179 167L180 169L178 168L179 169L178 170L179 175L184 174L185 171H186L185 174H187V168H184ZM215 165H218V164L216 163ZM220 165H222V164H220ZM223 165H224V167L226 166L225 164H223ZM234 165H232V166L234 167ZM239 165L242 168L241 167L239 168ZM257 165H258V163L255 165V167H254L255 169H257L256 167H258ZM10 166H9V170H6V171H9L8 174H7L9 180H8V178H6L5 180H8V182L11 184V182H10V181H12L11 180V177L14 176L15 174H17V170H15L16 171V173H15L14 170H10V169H13ZM63 166H65V165H63ZM172 166H171V168L174 169ZM115 167L113 166V168H110V170L112 169V171H110V170L107 171V173H111V178H113L112 175H114V173H115L114 172L115 171L114 169H116ZM177 167H175V168L177 169ZM91 168L94 169L95 167L92 166ZM227 168H224V169L226 170ZM14 169H16V167ZM83 169H85L87 172H89L91 174L93 173V172H90L91 171L90 168H89L90 171H89V169H87L85 167ZM85 170H83V171H85ZM94 170L96 171V169H94ZM174 170H172V171H174ZM242 170H244L243 171L244 173L242 172ZM116 171H117V169H116ZM232 171L231 172L229 170L226 171L227 174L230 172V177L232 176L231 175ZM235 171H234V173H235ZM162 172H164V171H162ZM254 172H256V171L254 170ZM254 172H252V173L249 174V176H252V174H254V176L251 177L254 180V182H252L253 180L252 181L250 179L249 180L251 181V183H255L256 184L257 183L256 177L258 178V176H257L258 175L257 174L258 172H256V175H255ZM95 173H97L95 175V176H97L98 175V171L95 172ZM95 173H93V175ZM164 173H166V172H164ZM177 175H178V173H177ZM159 176L160 177L163 176V174H161V171H160V175H158V177ZM245 176L249 177L247 173H246ZM2 177H4V175ZM15 177H16V175H15ZM25 177L26 176H24V179H23V177L20 179V181L23 180L22 183L19 182V184H18L19 186L21 184V187H19L20 189L17 188L16 190H13V189H15V187L12 189V186L10 185L11 189L9 188V191L10 190H13V196H10L8 199L6 198L7 205L9 203L8 201H10V202L15 201L16 204H17V201H18V204H19V199L20 198H18V195L20 197H22L23 195L21 196V194H23V193L26 194V192H27V194H29V193H31V194L34 193L35 194V196H34V194L32 196L31 195L30 196H27V194H26V196H27L26 198L27 199H25V202H27L28 200H30V204H28L27 206H31V203H32L33 205L35 204L34 205L35 207L40 206L42 204L40 202L45 201V200H48L49 197H50V199L51 198L54 199V200L56 199V201H58L59 203H63V204H65L68 200L71 201L75 197L77 198L78 196H79V198L82 197V198H84L86 200L89 199V197H90V196H88L86 194V192L85 193L83 192L84 190L83 191L81 190V189H83L84 185H82L83 187L81 186V189H80V185L83 184V183H81V180L82 179H80V177L78 178V181L80 179L79 182L81 184L78 182L80 185L78 183H76V181H74V185L75 186H76V184L79 185L78 188L81 190L80 193H78V190L79 189L78 190L75 189V191L73 189L71 190L70 189V188H72L71 186L69 188V190H70L71 193L69 191L67 192V190L65 192L64 191L65 188H63L62 186H59V185L58 186L53 185V186H43L42 187L41 185H39L40 183L37 184L38 182H35V180L37 178L34 179L35 177H31V178H29V177L25 178ZM158 177H155V179L158 178ZM226 177H228V176H226ZM230 177H228V178L230 179ZM247 177H246V179H245V177L242 178V179L240 177L237 178V185L236 184L235 185L237 187L238 194H236L234 196L237 197V199H239L241 201V203H243L242 201H245V200L247 201L248 199H251V198L252 199H256V202L257 201H261L262 202V199H263L262 195H260L259 193H255V192H258L259 191L258 188H257V190L255 188L256 191L254 192V188L251 189L250 187H246V186L244 187V186H242V183L243 182L241 183V185H240V183H238V180L239 179H241L243 181V179L247 180L248 179ZM32 178L34 179V183L32 182L33 183L32 185H39V187L41 186L42 192L44 193L43 196H41L42 193L36 195L35 191H33V193H32L31 192L32 191L31 189H30V191H29V189L27 190V188H29L28 186H30L29 184L32 181ZM111 178H110V175H109V178H108L109 180L108 179H107L108 181L105 180L106 182L104 181L98 187V188H100V190L102 189L101 190L102 193L103 192L106 193V195H104V198L105 197L108 198V196H109V194L107 193V189L108 188L109 189H112L113 184H111L112 186L110 185L111 188L108 187L106 189V186H105V184L107 182L109 184L111 183V182H109ZM124 178L127 179L126 177H124ZM124 178H123V176H122V179H121V177L119 178V180L117 178L118 181H116V184L114 183L115 182L114 179L111 180L114 183L115 190H116V187L118 186L117 188H118L119 191H117V193H116L114 191V188H113V190H110L109 192H112L113 191V193H115V194L112 193L113 194L112 195L110 193V198L111 199L108 198L106 200H109L110 199L111 203H113V204L110 203L111 204L110 205L108 203L110 201H106V202H103L104 205L105 204L106 205L109 204V206H112L113 207V205L115 204L116 205L115 207H117L118 206L117 204H119V205L122 204V202L124 200V197H125V194L123 195L124 190L127 189V188L130 189L129 187L133 188L134 186H132V184H133V182H135V181L130 180L131 179L130 177H128L129 179H127V180H125ZM234 178L230 179V180L234 181L233 183L236 182V178H235V180H233ZM12 179H16V178H12ZM181 179H183V178H181ZM203 179H204V176L202 177V181H203ZM259 179L260 178H258V180ZM185 180H186V182L183 179V183L186 184V183L189 182L190 179L187 181V178L185 176ZM196 180H195V183H196ZM208 180H210V179H208ZM208 180H205V181H208ZM71 181H73V180H71ZM155 181H157V180H155ZM205 181H203V182H205ZM140 182H142V181H140ZM209 182H211V180ZM9 183H8V185H9ZM23 183H25L26 186ZM71 183H73V182H71ZM71 183H69V184H71ZM108 183H107V185H108ZM190 183L193 184V181L190 182ZM190 183H188V184L190 185ZM206 183H208V182H206ZM84 184H85V182H84ZM188 184H187V186H188ZM22 185H24L26 188L24 187L25 188L24 189ZM74 185H72V186H74ZM133 185H135V184H133ZM75 186H74V188H75ZM119 186L121 188H123V189H124V187H126V188L122 191ZM210 187H211V185H210ZM4 188H6V187H4ZM22 188L25 191L26 190L27 191L26 192L25 191L22 192V190H23ZM146 188L145 189L141 188V189L144 190L143 195H142L143 198L141 199L142 203L135 204V202H133L134 203V206L132 205V208H133L132 210L134 212H135V210H138V209H136V206H137V208L138 207H141L142 208V212L143 211L144 212L146 211L148 213H151V212L152 213L154 212L153 214L156 213L155 216L157 215V216L161 217L164 214L167 217L166 219H168L167 222L173 221L172 224H174V221L176 220L175 219L176 215H174L172 213H167V212H170V210L168 208H165L166 206L162 208L161 206H159L160 205V204H158L159 202L157 203L158 204V206H157L156 205V201H154L155 199L157 200V198L154 199V197H156V195L154 196V193L155 194H158V193H156V190L158 192V189L156 188V190H155V188H153L152 190L151 189L150 190L149 189L147 190ZM211 188H215V187H213V185H212ZM212 190L214 191V189H211V191ZM215 190H216V188H215ZM19 191H21L22 193H20ZM38 192H40V191H38ZM125 192H127V194H128V190L127 191L125 190ZM10 193L12 194V191H10ZM213 193H211L213 196H217L215 194V193H217V190L215 192H213ZM7 194H9L8 191H7ZM7 194L5 195V197L8 196ZM171 194L173 195V193H171ZM175 194H177V193H175ZM44 195H45V197H44ZM159 195H161V194H159ZM152 196H154V197H152ZM180 196L181 195L178 196L179 199H182V197L180 198ZM213 196H211V197H213ZM2 197L3 198H1V199H5L4 198V195ZM46 197H48V198H46ZM102 197H101V199H103ZM24 198L25 197H23L22 199H24ZM42 198H45V199L42 200ZM98 198L100 199V197H98ZM175 198L176 199H174L173 196H170V194H169V198H167V200L168 199H169L168 201H170V200L172 201L173 199L174 200H178L177 199V196ZM214 198H216V197H214ZM214 198L212 199V202H213V200L216 201V199H214ZM84 199H82V200H84ZM93 199H95V198H93ZM126 199H128V198H126ZM21 200H20V202H21ZM86 200H84V201H86ZM0 201H2V200H0ZM92 201H94V200H92ZM103 201H105V200H103ZM252 201L254 202V200H252ZM252 201H250V202H252ZM22 202L23 203H20V204L24 207V203L25 202L24 201H22ZM86 202L88 203L89 200H87ZM95 202H97V200H95ZM153 202H155V204H153ZM175 202H177V201H175ZM180 202H177V203H180ZM216 202H218V200ZM248 202H246L245 204H247ZM37 203H40V204H37ZM214 203L215 202H213V205H214ZM5 204H6V202L3 204L4 207L7 206ZM89 204H90V202H89ZM170 204H172V203H170ZM175 204L176 203H173L172 204L173 205L172 206V209L177 210V212L180 211L179 209H176L175 206L177 204L176 205ZM3 205L1 204L2 207H0V208H3ZM9 205H10V203H9ZM90 205H92L93 208H94V205H97V204L96 203L95 204L91 203ZM161 205L163 206V204H161ZM194 205H196V204H194ZM213 205H212V207H213ZM25 206H26V203H25ZM167 206H169V205H167ZM193 206L192 207L189 206L190 209L189 208H187V209L191 210V208H193ZM219 206H220V203H219ZM118 207H117V209H118ZM194 207L196 209V207H198V206L196 205ZM28 208L29 207H26L25 209L28 210ZM30 208H29V210H30ZM93 208H92V210H93ZM105 208L106 209H100L98 211H93V212H90V211H92V210H90L88 213L87 212L86 213H84V212L83 213L82 212L80 213V211H79V213H77V218L82 223H86V224H87V222L90 223V224L92 222H93V224L94 223L95 224L98 223V225L99 224H102L103 222H105L108 219V217H107L108 216V212H107L108 209H107V207H105ZM97 209H99V208L97 207ZM97 209H96V206H95V210H97ZM166 209H168V211ZM183 209H185V208H183ZM183 209L181 211H183ZM193 209L191 210L192 213H194V212H196V211L199 210L198 209V210H195L194 211ZM210 209H211L210 210V214L211 215H214L215 213L212 214L213 212H211L212 211V208L211 207H210ZM214 209L217 210V211H215ZM214 209H213L214 212H218L219 213V211H218V210H220L219 208L217 209V207H216ZM132 210L129 211V212H127L128 214L125 215V218L127 216V220H125L124 222L127 221L129 223L127 228H125V227H119V225H116V228L117 229L115 228V226H114V229H112L113 228L112 227L111 230H110V228L103 227L98 232V231H96V230H94V229H92L90 227L89 228H85L82 225V223H81V226H80V224H78V225L75 224L74 225V224H71L70 222H66V220H59L57 217H56V219L55 218H50L49 215L51 217H53V215L49 214V212L47 211L46 214H45V216L48 215L47 217H49V219H47V220H50L51 221L50 222L51 223V225H50L51 226V229H45V230H43L41 232H35L34 230L31 229L32 230L31 231V230H29L27 228H25L24 230L21 228L22 229L21 230L20 227H19V228L15 229V230H16V232L19 235H23V237H25V241H27V243H26L27 245L25 244L26 246L25 245L24 246L26 247V249H28L27 246H33L34 247L36 245H41L42 246L43 244H45V246L47 244V246H48L50 244L51 246H48V248H44V250L48 251V254L51 253V254H53V256L55 255L56 258H59V260H60V258L62 260V258L65 257V253L67 251V249L65 248V246L66 245H71L72 248L70 250L72 251V253L71 252L70 253L71 254H74L73 256L77 255L76 256V260L77 261L74 264H81L87 258V256L89 254H93V255L94 254H97L98 256L100 254H102V255H100V257H101V256L107 254L108 253L107 251H111V252H114V253H118L119 252L118 249L119 248H122V247H124L127 250L135 249V244L137 243L136 241H138L139 238H142V237H146L148 240L153 239V241H154V239L159 238L160 236H164L165 235L167 237H169V236L171 237V235H174L173 229H171V230L169 229V228H171L173 226H171L169 223H168L169 226L168 225L166 226L163 223L164 222L163 218H161V219L159 218L157 220H159V222H161L160 220H162L163 221L162 223L164 225L161 224V223H156V225H154V226H151L153 224H150V226H149V225H147V222L145 220V216L146 215L148 216V213L146 214V212H145V214H144V212H143L142 214H144V215H142L141 217L138 216V218H137L136 217V215H137L136 212L137 211L134 213V212H132ZM177 212L174 211V213H176V214H177ZM222 212H223V210L221 209L220 214H222ZM225 212L226 211L224 210V213ZM152 213L149 214V215L152 216ZM224 213H223V215H224ZM5 214L3 215L5 217L0 218V228H1V230L3 229V231H4V232L1 231V233L3 232V234H2V237L3 238L1 237V234H0V237L2 238V242H3L2 246H0V247H2V249L1 248L0 249L2 250V252H5L6 253V256L8 255L7 258H9V256H10L13 259H17L18 264H21L19 262L22 260L21 259L23 257L22 251L24 252V250H23V247L21 248V247L18 246L19 245V242L16 241L17 239H15L16 236H14V233L12 234V233L9 232L10 231L9 228L13 225L12 224L13 222H11V220H10L12 218L9 219L8 218L9 215L7 216V214L6 215ZM182 214H184V213H182ZM185 214L187 215L188 213H185ZM194 214H197V212L194 213ZM227 214H228V212H227ZM227 214H225V215H227ZM189 215H191V212L190 211H189ZM228 215L226 217H224L222 215H219V217L217 215L216 216H217V218H219V220L220 219H222V220L224 219L227 222L228 221L227 220ZM153 216L152 217H149V218L147 217V218L148 219L152 218V220H153L154 219ZM177 216L179 218L180 217L181 218L183 217V216H181V214H179V215L177 214ZM193 216H195V215H193ZM0 217H2V216H0ZM187 217H188V215H187ZM179 218L177 220H179ZM177 220L175 221V223L176 222L179 223V222L183 221V220H180V221H177ZM249 222H251V221H249ZM165 223H166V220H165ZM148 224H149V222H148ZM198 226L199 225H196L195 226L196 227L195 228L196 229L195 231H197ZM248 228H249V225H248ZM103 229L104 230L106 229V230L104 231ZM193 230H194V228H193ZM93 231H95V232H93ZM261 235L263 236L262 233H261ZM188 243L189 242H188L187 239H182L181 238L179 240V242H178V247L179 248L177 250L171 251L170 253L171 254L174 253L173 255H175V257H177V259L182 260V261H186V260L187 261H191L192 264H225L226 262L228 263L229 261H231L232 264H264V263H262V262H260L258 260L250 259L249 257H244V256H241L240 254L239 255L238 254H234L231 251L221 250V249L214 248V247L213 248L210 247V248L202 249L200 246H197L196 247L197 252H191L190 249H189V247H188ZM22 245H20V246H22ZM29 248H31V247H29ZM37 248H38V246H37ZM49 248L50 249L52 248V249L49 250ZM20 249H22L21 252H19ZM26 249H25V253L26 252L28 253L29 251H26ZM65 249H66V251H65ZM1 250H0V254L2 253ZM83 250H84V252H83ZM21 253H22V255H21ZM140 253H143V251H141ZM40 255L41 256H44L45 254L42 253V252H40ZM2 258H0V264H2V263L4 264L3 261H5V260H4V258L3 259ZM18 258H20V260ZM23 260H25V259L23 258Z\"/></svg>",
  "mask_w": 264,
  "mask_h": 264
}]
</instances>
